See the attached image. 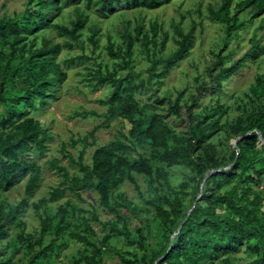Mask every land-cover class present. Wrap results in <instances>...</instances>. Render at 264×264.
Returning a JSON list of instances; mask_svg holds the SVG:
<instances>
[{
  "label": "rangeland",
  "instance_id": "374dc122",
  "mask_svg": "<svg viewBox=\"0 0 264 264\" xmlns=\"http://www.w3.org/2000/svg\"><path fill=\"white\" fill-rule=\"evenodd\" d=\"M238 1L231 0L230 19ZM57 3L59 8L52 6L46 12L39 0H0V24H6L0 31V80L2 54L9 51L8 44L20 32L19 25L9 20L25 11L33 16L42 12L52 16L37 35L34 48L43 39L49 47L58 45L54 60L61 63L65 72L51 82L55 97L45 99L44 107L29 110L47 137L41 151L29 142L21 159L39 168V181L30 194L25 193L27 177L17 179L9 187L0 184L2 210L6 212L9 206L20 204L19 211L1 222L5 236L0 239V264H26L42 248L33 264H76V260L79 264H90L84 257L94 256L93 244L100 250L99 257L94 256L95 260L100 259L99 264H155L162 257L159 252L171 243L174 234L168 238L163 234L161 219L151 202H156L157 197L168 201L178 198L180 215L176 232L185 219L182 216L186 217L200 198L207 174L229 168L231 176L207 187L205 193L230 191L234 200L262 216L264 160L257 162L253 170L241 173L232 168L230 152L237 151L236 141L242 137L241 132L232 128L238 130V126L247 124L264 107V7L258 13L251 8L240 11L237 19L243 22L242 26L227 36L225 19H217L213 14L223 0H170L149 9L130 7L124 0L108 7H102L99 0H57ZM75 6L80 8L78 14L88 15L77 30V39L59 27L71 29L75 25L78 18ZM190 30L187 50L175 55L179 32ZM126 35L133 42L131 55H125L130 58L127 66L123 59ZM26 38L33 39L31 35ZM168 56L173 58L167 59ZM106 73H114V78L131 74L132 110L128 117L108 118L113 83L99 77ZM28 80V74L18 72L4 86L22 88ZM120 96L124 98L125 93ZM216 104L219 108L213 110ZM4 114L5 106L0 103V135L14 136L13 123L20 122L24 114L1 123ZM149 114L156 115L161 126L169 130L168 148L177 144L175 137L189 144L193 126L208 128L210 134L203 138L191 158L213 150L215 157L226 163L209 168L202 178L196 174L194 165L182 162L179 155L168 154L164 149L156 152L148 140L136 144L130 132L132 120ZM114 141L128 146L118 151L126 159L132 161L141 155L153 170V188L148 186V177L136 171L131 172L133 182L126 176H116L109 201L118 213L100 204L95 189L84 186L79 165L80 162L89 166L94 149ZM262 145L264 138L258 135L256 149L261 150ZM54 189L63 192L52 196ZM254 194L259 195L260 201L252 206L247 200H253ZM206 204L207 201L201 203ZM213 206L220 216L235 217L224 203ZM61 216L67 229L55 236L54 226ZM42 219L48 223L41 234ZM85 220L92 225L94 235L84 229ZM123 228L129 241L119 233ZM137 229L143 236L141 243ZM75 233L87 236L88 241ZM255 242V238L244 240L232 252L212 253L211 259L214 264L250 261L254 258L251 247ZM154 255L157 256L152 263ZM196 264H208V260Z\"/></svg>",
  "mask_w": 264,
  "mask_h": 264
},
{
  "label": "trees",
  "instance_id": "16d2710c",
  "mask_svg": "<svg viewBox=\"0 0 264 264\" xmlns=\"http://www.w3.org/2000/svg\"><path fill=\"white\" fill-rule=\"evenodd\" d=\"M102 7L115 6L120 0H99ZM123 1V0H121ZM130 7L142 6L145 8H155L162 4L169 2L170 0H124ZM43 5V8L48 12L52 6H57V0H39ZM230 4L231 0H223L220 8L216 12H213L215 18L223 17L226 21L225 34L230 36L232 31L242 26V21L237 19V14L246 9L260 11L264 7V0H240L233 6V14L230 19ZM59 8V5H58ZM80 8L74 7V11L77 13L78 18L75 25L69 29L64 25H59L60 28L65 30L73 39H77L79 34L77 30L87 21V14H78ZM223 11V13H221ZM220 16V17H219ZM52 16L46 13H39L33 16L28 11L21 13L15 19L9 20V23H16L19 25L20 32L13 36L12 41L8 44L7 50L3 52V59L1 67L2 78L0 80V103L5 106L6 114L2 116L1 123L11 122L23 115L22 120L15 124V135L5 134L4 137L0 135V184L5 187H9L22 177H27L25 182V193L30 194L33 188L36 186L40 178L39 168L34 163L23 161L21 158L28 150L29 142L34 143L37 148L43 150V141L47 137V133L40 126L37 119L33 115L29 114V110L36 111L40 107L46 105L45 99L54 98L56 93L54 86L51 82L56 81L65 75L62 65L54 60V54L58 53L59 46L53 45L47 46L46 41L41 42L38 48H34L35 39L44 26L49 23ZM9 25V24H8ZM6 24H0V31H3ZM27 35H31L33 39L26 38ZM192 31L186 33L179 32L180 40L177 41V48L173 52L181 54L188 48V43ZM127 49L123 54L124 64L127 66L130 62V58H125V55L129 57L131 55V48L133 45L132 37L126 35ZM227 38V37H226ZM28 39V40H27ZM134 39V38H133ZM250 51V49H248ZM120 54V53H118ZM173 58L168 56L167 59ZM21 61L20 63H14V60ZM18 72L28 74L29 80L25 81L26 84L22 88L12 86L6 89L5 83L10 82L12 77ZM52 73L54 76L49 78L46 75ZM114 73H106L99 75L100 79L111 80L113 83V91L110 96L111 107L108 110V118L124 115L129 116L132 110V106L129 104L131 99L129 90L131 80V74H127L125 77L114 78ZM126 83L122 86L121 83ZM260 82V79H257ZM125 93L124 98L120 96L121 93ZM116 102V104H114ZM219 106H213L212 109L216 110ZM199 119H202L199 117ZM198 122V118L196 117ZM234 132H241V138L236 141L237 151L231 150L230 156L233 158V169H239L241 173L254 169V165L264 160V145L262 149H256V142L258 141V135L264 138V107H262L256 115L244 126H234L232 128ZM255 130L256 132L252 131ZM250 131L249 133H247ZM131 135L136 144H143L147 140L158 152L160 149H164L165 152L172 155H179L180 160L184 163L188 162L194 165L196 174L204 178L205 173L209 168H214L217 165L226 163L221 158L215 157L213 150H208L204 156H196L191 158L193 153L199 147L203 138H206L210 132L208 128L199 129L197 126H193L191 129L192 137L189 144L180 137H175L177 144L172 148H168L166 144V137L169 134V130L161 126L160 121L154 114L138 117L132 120V128L130 129ZM128 146L114 141L109 144L100 145L94 149L91 155V163L89 166H84L79 162L80 168L83 172L84 186H90L95 189L99 194L100 204L106 207L111 212H117L115 208L110 204L109 192L112 185L116 180V176H126L131 182L133 178L131 176L132 171L142 173L148 177V186L153 188V175L152 166L149 164L147 158L137 155V158L129 161L122 156L118 151ZM83 151L80 154V161L82 160ZM231 169L225 171H218L215 173L207 174L204 180V190L200 198L197 199L193 208L188 215L182 216L185 218L181 223L180 228L175 233L177 227V219L180 215L178 209L180 202L177 197L172 201H168L159 197L156 198V202H151L155 210L156 215L161 219L163 234L168 238L171 234H174V238L171 243L165 247L159 254H162L161 258L156 259L157 255H154L152 263L155 264H196L198 262L208 260V264H214L211 259V254H220L232 252L238 245L242 244L244 240L255 238L256 242L251 247L254 258L250 261L237 264H264V214L258 216L251 208H248L246 204L239 203L231 196L230 191L222 193H205V189L212 184H218L219 180H226L231 176ZM256 171V170H255ZM69 189L75 191L73 185H69ZM138 190V186L136 185ZM63 192V189H54L52 196L58 195ZM78 195V194H77ZM202 201H207L208 205L202 206ZM251 202L252 206L257 204L259 195L254 194L253 200H247ZM24 202L23 200L21 201ZM214 203H224L228 210L234 213L235 217L220 216L214 210ZM19 205L9 206V209L4 212L0 206V239L5 236V231L1 222L10 217L13 213L19 211ZM166 205L167 207H165ZM119 215V214H118ZM122 217L121 215H119ZM95 217V216H94ZM179 220V222L182 220ZM41 229L43 231L47 227L48 220H41ZM84 229L92 235L95 234V230L88 221L83 223ZM67 227L63 217L54 226L55 236L61 234ZM119 233L129 241V235L123 228L119 230ZM138 241H143V236L140 229L136 230ZM75 235L87 240V236L75 233ZM41 236V235H40ZM167 240V239H166ZM94 256L99 257V248L93 244ZM44 249L36 251L30 260L26 264H33L35 257H37ZM94 256H85V260L90 264H99V260H95ZM76 264L79 261L76 260Z\"/></svg>",
  "mask_w": 264,
  "mask_h": 264
},
{
  "label": "water",
  "instance_id": "95a60500",
  "mask_svg": "<svg viewBox=\"0 0 264 264\" xmlns=\"http://www.w3.org/2000/svg\"><path fill=\"white\" fill-rule=\"evenodd\" d=\"M180 226H181V224L178 226V228H177L176 232L178 231V229L180 228ZM176 232H175V233H176Z\"/></svg>",
  "mask_w": 264,
  "mask_h": 264
}]
</instances>
